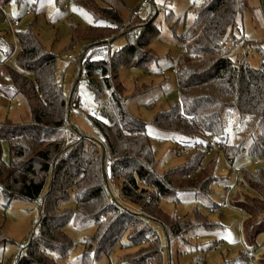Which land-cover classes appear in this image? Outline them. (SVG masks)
<instances>
[{"label":"trees","instance_id":"trees-1","mask_svg":"<svg viewBox=\"0 0 264 264\" xmlns=\"http://www.w3.org/2000/svg\"><path fill=\"white\" fill-rule=\"evenodd\" d=\"M27 1L40 2L0 0V20L6 5ZM112 1L127 7L122 0ZM102 2L100 6L94 0H77L104 25L74 29L72 39L74 45L92 43L81 56L79 72L85 71L96 98L109 93L99 115L88 116L100 140L68 126L73 101L66 99L57 82L56 56L46 52L32 31L16 32L20 46L16 66L11 65L12 59L8 61L14 52H8L0 65V90L24 97L32 114L30 123H0V192L8 204L13 200L39 202L40 211L38 236L32 234L15 264H58L53 254L65 258L75 245L65 227L90 221L95 222L96 231L84 243L83 264H94L89 257L92 251L97 256L112 253L126 235L131 247L143 248L151 237L158 243L147 258L142 256L144 251L136 257L129 255L131 264L161 258L159 239L150 222L160 226L168 240L185 239L197 229L214 227L198 210L188 220L165 213L161 206L164 199L190 193L206 200L210 211H219L221 206L211 196L225 178L216 175L215 161L207 166L202 162L209 156L210 143L218 145L216 149L231 166L245 152L264 157V46H256L259 68L249 65L248 55L233 61L225 49L229 39H236L234 31H241L239 19L249 9L246 0L204 1L184 32L175 36L180 57L173 73L179 100L161 110L152 124L191 144L184 162L163 174L157 171V151L146 122L128 111L126 90L119 82L122 68H146L157 61L154 51L145 50L158 34L155 21L161 9L154 6L145 18L130 10L126 21L111 0ZM260 2L264 12V0ZM166 22L171 24L172 14ZM178 24H173L174 31ZM117 39H125V45L114 48ZM241 41L245 47L250 44L244 36ZM137 91L132 96L144 94ZM3 143L9 145V163L3 159ZM240 176L241 186L259 194L243 201L238 195L233 202L246 214L243 233L253 247L224 264H250L256 237L264 232V171L251 174L242 167ZM113 181L121 183L119 199L136 206V213L118 201L111 188ZM72 194L75 210L68 206Z\"/></svg>","mask_w":264,"mask_h":264},{"label":"rangeland","instance_id":"rangeland-1","mask_svg":"<svg viewBox=\"0 0 264 264\" xmlns=\"http://www.w3.org/2000/svg\"><path fill=\"white\" fill-rule=\"evenodd\" d=\"M94 1L100 6L103 5L102 0ZM122 1L127 7L112 0L111 3L119 8L126 21L129 20L130 10L137 11L141 18H145L155 6L150 0L146 9L140 12L139 8L143 0ZM204 1L206 0H165L161 6H156L159 10L161 9L155 21L158 34L153 36L150 47L145 51H154L157 61L146 68L124 67L119 74V82L126 90L125 104L128 111L134 117L146 122L147 134L157 151V171L160 174L181 165L185 160V151L190 148L191 143L179 136L158 130L152 121L161 110L167 109L169 105L179 100L176 77L173 73L180 57L175 36L184 32L197 8ZM246 3L249 9L244 11L239 19L241 31L237 29L234 31L236 39H229L225 49L233 61L242 60L245 55H248L249 65L259 68L261 56L256 46L261 43L264 46V12L260 0H246ZM2 11V17L23 18L16 32L32 31L46 52L56 56L57 82L62 86L66 99L69 102L73 101L68 126H75L85 135L100 140L101 135L91 124L88 116L99 115L98 112L109 101V93H104L99 99L96 98L93 90L88 87L85 71L82 74L79 72L81 56L92 46V43L87 45L86 42L79 41L74 45L72 39L74 29L93 25L103 26L104 22H96L89 12L78 5L77 0H40L38 3L27 1L21 4L11 2ZM27 11L31 12V16L25 17ZM168 14H172L171 24L166 22ZM177 21L179 24L174 31L172 26ZM17 33L14 36L7 33V28L0 20V65L6 60L8 52H14L11 65L16 66L20 50ZM242 36L250 42L249 46L243 45ZM125 43V39H117L113 46L121 48ZM153 86H157L156 89ZM136 88H139L138 93L144 94L132 96ZM150 90L153 91L148 92ZM74 96H76L75 100H73ZM7 121L15 124L30 123L32 121L30 105L21 95H15L13 91L4 93L0 90V123ZM3 159L7 163L10 161L7 143H3ZM213 161L216 162V175L220 179L225 178V181H220V184L214 187V193L211 196L212 201L221 206L219 211H210L206 200L197 199L190 193H180L175 198L164 199L161 206L165 213L188 220H193L198 210L214 227L197 229L186 235L185 239L168 240L164 230L150 222L149 227L159 239L162 255L161 258L157 256L145 259V264H224L229 259H234L246 252L247 249H252L253 245L248 244L243 233L246 214L235 207L233 202L238 195L241 196V200L246 197H259V194L251 188L241 186L239 178L242 167L251 174L264 171V157L254 158L245 152L240 154L231 166L226 162L222 151L215 148L211 150L209 156L204 157L202 162L204 166H207ZM255 162L259 165L255 166ZM110 184L122 206L136 213V206L119 199L121 183L113 181ZM71 197L68 206L75 210L73 194ZM39 213V202L13 200L8 204L0 192V264H15L19 256L25 252L32 234L35 233V236H38ZM95 231L96 224L93 221L78 226L75 223L68 224L65 227V233L73 239L75 245L65 258H60L57 253H54L56 262L83 264L86 252L84 243ZM149 241L147 245L141 247L142 249L131 247L126 235L109 255L97 256L96 252L92 251L89 257L94 264H131L128 260L129 255L136 257L137 253L144 251L146 255L143 252L142 256L147 258L149 251L153 252L158 248L155 238L151 237ZM263 243L264 232L256 237L254 243L256 250L250 264H264L262 262Z\"/></svg>","mask_w":264,"mask_h":264},{"label":"built area","instance_id":"built-area-1","mask_svg":"<svg viewBox=\"0 0 264 264\" xmlns=\"http://www.w3.org/2000/svg\"><path fill=\"white\" fill-rule=\"evenodd\" d=\"M149 1L150 0H143L142 3L140 4V8L139 11H143L144 9H146V7L149 5ZM31 16V12L27 11L25 14V17H29ZM23 21V18H16V19H11L7 16L2 17L1 22L3 25H5V27L7 28V32L12 34L13 36L16 34V30L18 27H20L21 22ZM12 57L8 60L11 61ZM174 72V71H173ZM210 147L211 149L208 152V155H210V152L212 149L214 148H218V145L214 142L210 143ZM255 166H258L259 163L255 162L254 164Z\"/></svg>","mask_w":264,"mask_h":264},{"label":"crops","instance_id":"crops-1","mask_svg":"<svg viewBox=\"0 0 264 264\" xmlns=\"http://www.w3.org/2000/svg\"><path fill=\"white\" fill-rule=\"evenodd\" d=\"M164 2H165V0H152V3L155 6H161Z\"/></svg>","mask_w":264,"mask_h":264},{"label":"snow or ice","instance_id":"snow-or-ice-1","mask_svg":"<svg viewBox=\"0 0 264 264\" xmlns=\"http://www.w3.org/2000/svg\"><path fill=\"white\" fill-rule=\"evenodd\" d=\"M14 15H15V13H14Z\"/></svg>","mask_w":264,"mask_h":264}]
</instances>
